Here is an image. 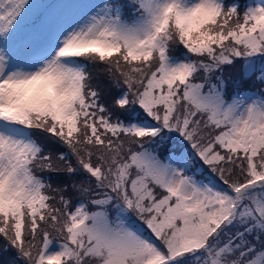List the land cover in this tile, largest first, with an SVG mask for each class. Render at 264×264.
Listing matches in <instances>:
<instances>
[{
  "label": "snow or ice",
  "instance_id": "obj_1",
  "mask_svg": "<svg viewBox=\"0 0 264 264\" xmlns=\"http://www.w3.org/2000/svg\"><path fill=\"white\" fill-rule=\"evenodd\" d=\"M0 250L264 264V0H0Z\"/></svg>",
  "mask_w": 264,
  "mask_h": 264
},
{
  "label": "trees",
  "instance_id": "obj_2",
  "mask_svg": "<svg viewBox=\"0 0 264 264\" xmlns=\"http://www.w3.org/2000/svg\"><path fill=\"white\" fill-rule=\"evenodd\" d=\"M37 1L39 2L40 0H37ZM50 1L52 0H43L42 2H44L43 4H46ZM36 2L34 3L36 4ZM242 2L246 3V2H250V0H242ZM180 51L181 50L178 49L176 54L179 55ZM225 75L227 76L229 75V73L226 72ZM231 75L233 78H237L239 76V70L232 72ZM99 87L101 88L102 93H103V97H104L103 102L109 106L111 105L112 100L116 98L120 94L121 91H123L122 89L114 88L111 85V83L108 81L107 77H104V76H101L99 78ZM244 87L249 91H255V92H259L261 89V85L258 82L245 84ZM42 175H44L46 178H50L53 184L57 183V174L43 173ZM13 257H14V253L4 254L2 250H0V264H10Z\"/></svg>",
  "mask_w": 264,
  "mask_h": 264
},
{
  "label": "rangeland",
  "instance_id": "obj_3",
  "mask_svg": "<svg viewBox=\"0 0 264 264\" xmlns=\"http://www.w3.org/2000/svg\"><path fill=\"white\" fill-rule=\"evenodd\" d=\"M37 0H32V2H36ZM43 0H40L39 2L37 1L36 4H43L44 2H42ZM55 2H64V0H54L52 3H55ZM252 92H255V91H252ZM147 234V233H146ZM158 243V242H157Z\"/></svg>",
  "mask_w": 264,
  "mask_h": 264
}]
</instances>
